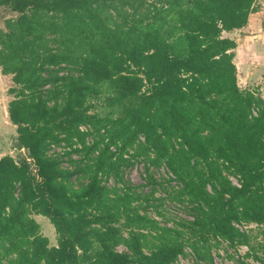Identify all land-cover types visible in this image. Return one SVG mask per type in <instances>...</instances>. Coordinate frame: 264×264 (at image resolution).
<instances>
[{
  "label": "trees",
  "instance_id": "16d2710c",
  "mask_svg": "<svg viewBox=\"0 0 264 264\" xmlns=\"http://www.w3.org/2000/svg\"><path fill=\"white\" fill-rule=\"evenodd\" d=\"M0 8L9 13L0 67L15 83L9 116L28 153L0 157V264H172L187 246L215 264L221 238L250 244L247 255L264 264V228L253 245L237 225H264V96L239 86L237 41L224 34L248 24L257 0ZM55 145L63 151L51 153ZM140 156L167 165L180 182L169 195L192 218L169 226L148 213L162 182L150 166L140 187L124 176ZM35 214L50 219L57 244Z\"/></svg>",
  "mask_w": 264,
  "mask_h": 264
},
{
  "label": "rangeland",
  "instance_id": "374dc122",
  "mask_svg": "<svg viewBox=\"0 0 264 264\" xmlns=\"http://www.w3.org/2000/svg\"><path fill=\"white\" fill-rule=\"evenodd\" d=\"M258 1V11L253 12L250 16L249 22L241 29L225 31L226 36H230L237 41L235 48V63L237 66L238 84L241 88L250 89L257 94L264 96V0ZM9 16V13L0 8V27L4 26V19ZM0 157L5 154L19 158L26 156L28 153L24 147L19 146L17 142L16 125L11 121L9 116V102L14 97L10 92V88L15 86L11 74L0 72ZM97 101V100H96ZM98 111L102 113L108 112L110 108L102 106L97 101ZM81 128H87L82 125ZM91 140V136L88 137ZM63 151V145L53 146L51 153ZM125 156H129L128 153ZM64 158L63 165L69 166L70 163ZM74 158H79L78 154ZM150 166L151 172L156 177L158 183L155 191V198L152 199L151 204H158V210L149 204L147 207L148 213L160 221L162 225L174 226L177 220L183 218H192L188 209V204L184 201L172 199L169 193L175 191L180 184L179 181L170 179L173 175L166 164L150 165L149 162L140 156L134 161V164L126 168L124 172L125 179L133 185L140 187L147 182V167ZM233 180L237 178L231 175ZM108 184H114V176H110L107 180ZM140 190L142 188H139ZM151 190V186L147 185L144 191ZM162 200V201H161ZM36 219L41 223L42 232L50 239L51 244L58 243V234L51 223L50 219L42 214H35ZM243 227L251 233L250 243L255 245L258 241L263 239L264 228L263 224L251 222L244 223ZM213 245L211 253L214 257L215 264H262L253 256H248L247 251L252 249L250 244H236L232 245L226 239H220ZM119 249L124 250V245H119ZM172 264H209L205 260L200 259L197 254L187 246L185 253L181 254L179 258Z\"/></svg>",
  "mask_w": 264,
  "mask_h": 264
},
{
  "label": "built area",
  "instance_id": "2783aa9c",
  "mask_svg": "<svg viewBox=\"0 0 264 264\" xmlns=\"http://www.w3.org/2000/svg\"><path fill=\"white\" fill-rule=\"evenodd\" d=\"M232 178V180H233V177H231ZM233 182L235 183V184H240L239 183V180H238V178H235L234 180H233ZM238 226H240L241 228H243L244 226H245V224H237Z\"/></svg>",
  "mask_w": 264,
  "mask_h": 264
},
{
  "label": "water",
  "instance_id": "95a60500",
  "mask_svg": "<svg viewBox=\"0 0 264 264\" xmlns=\"http://www.w3.org/2000/svg\"><path fill=\"white\" fill-rule=\"evenodd\" d=\"M0 72H2V69H1V67H0ZM1 74V73H0ZM0 78H1V76H0Z\"/></svg>",
  "mask_w": 264,
  "mask_h": 264
},
{
  "label": "crops",
  "instance_id": "0c3cea01",
  "mask_svg": "<svg viewBox=\"0 0 264 264\" xmlns=\"http://www.w3.org/2000/svg\"><path fill=\"white\" fill-rule=\"evenodd\" d=\"M252 14V13H251ZM251 16V15H250ZM250 19V18H249Z\"/></svg>",
  "mask_w": 264,
  "mask_h": 264
}]
</instances>
